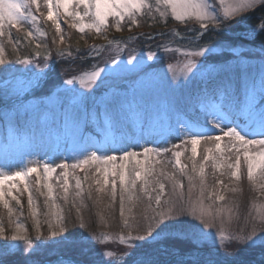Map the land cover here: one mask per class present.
<instances>
[{
    "label": "rangeland",
    "instance_id": "374dc122",
    "mask_svg": "<svg viewBox=\"0 0 264 264\" xmlns=\"http://www.w3.org/2000/svg\"><path fill=\"white\" fill-rule=\"evenodd\" d=\"M39 2L41 8L37 11L33 7V13L39 16L38 14L43 12V15H46L47 9L43 7V0H39ZM150 2L154 3L155 0H150ZM209 2L219 8V0H209ZM78 10L81 13L83 12V8ZM145 12L146 15L138 17L142 27L133 26L129 30L125 26L121 32L109 27L100 35L96 34L95 31L85 29L84 33L79 32L78 37L82 39L83 42L80 45L83 47H72L71 49L61 47L62 43L59 42L52 21H46L43 15H40L42 17H38V23L26 22L24 24L26 25L24 28L33 32L35 41L29 43V40L25 37V41L20 42L18 45V48L21 46L22 50H25L21 54V58L29 56L30 59L39 62L40 68H37L35 63L31 66L13 64L11 65L13 70H20L16 71L15 78H13L12 75L3 71V66H0V104L9 105L0 109V168L10 167L12 170H16L29 161L40 165L47 163L51 167H56L59 164L69 165L67 170L69 180L67 201L63 199V177L60 176L63 169L56 168V171L49 176L47 181L52 185L57 205L56 209L46 207L47 190L43 187L42 167L39 169L41 179L39 192L36 191L35 184L37 173L26 177L23 183L14 180L3 185L5 201L10 206L12 204L13 215L10 218L8 210L0 204V221H2L0 226L6 229V234L9 237L7 241L0 239V246L5 243L14 246L11 254L4 259V264H23L26 258L35 261L36 264H43L53 259L58 253L69 254L68 252L53 250L54 246H51L37 248L29 257V252L32 251L31 248H27L21 241L11 240L10 237L16 230L15 224L17 221L27 229V235L32 241L33 248L37 245H46L50 240L58 238L50 237L47 225L43 224V213L47 211H55L68 217V230L75 234L81 228L82 218L86 225L84 228L89 230L87 236L95 235L99 237V240H92V245L96 249L91 253L92 255L113 251L118 247L127 251V246L120 244L119 237L121 235L127 236L129 232L133 235L138 234V232L142 234V230L147 227L149 222L144 217H151L153 214L152 209L156 208L154 199L149 201L147 194L141 193L139 190L143 181H138L136 189L132 191L133 200H128V194H125L124 216L120 215L118 176L116 177L115 201L111 197L110 183L100 193L96 191L98 185L93 183L94 179L99 178L101 185L103 184V177L100 173L93 175V171L95 172L97 167L102 171L107 169L108 179L111 181L113 178L112 172L118 171L122 163L127 166V171L131 172L132 168L135 167V160L129 162L117 159L107 164L90 162L88 165H84L85 170L79 174L71 168V165L77 164L86 155L94 151L97 155L104 154V150L100 146L105 144L114 145L110 151L106 152L107 155L119 157L125 151L138 153L137 159L142 162L143 166L152 167L154 175L159 178L160 182L164 183L165 197L163 199H167L175 191V195H183L186 204L189 200L195 201L200 197L201 176L198 173L201 162L204 164V202L208 204L211 202L207 199L208 192L215 191L213 185H217L216 181L219 179H224L223 184H227L232 169L227 168L226 165L234 163L236 156L239 155L241 161L240 179L235 181L237 183L236 187L241 190L240 201L232 204L225 202V200L217 202L218 206L231 207L237 213V216L233 217L230 223L224 225L217 221L211 231L218 236V229L222 226L228 232H238L241 229L250 230L251 225L246 224V218L249 215L257 216L264 213V187H261L264 185V179L259 177V170L256 171V178L253 181L247 179L244 150L240 149L237 152L238 144L236 148H233L228 138L225 137L221 141V151L214 150L209 154L214 159L211 158L210 169H208V161L210 162V160L203 161L204 149L206 147L214 149V143L201 141L197 145V155L194 158L191 152L192 145L190 142L185 143V141L190 140L194 132L204 130L205 118H212L208 113L220 110L219 106L223 100L221 95H216V87L231 85L235 90L237 86L243 84L244 77L249 71L251 75L258 77L259 68L261 64H264V51H262L264 48H254L240 44L233 46L237 42H232V40L233 38L252 40L259 33L253 31V29L258 28L261 21L252 27L241 24V29L231 30L229 27L211 29L210 26V30H204L199 27V22L194 19L189 20L187 23L176 21L172 17L170 9L167 10V15L163 18L159 16L155 8L152 9L151 13H148L147 10ZM60 13L63 15L62 10ZM234 17H231L230 20ZM63 18L64 16L62 18L58 16L62 29L61 35L69 40L71 38L64 32L62 27L64 23L61 22V19ZM143 18H145V21ZM76 22L79 23V21ZM84 22H88L87 17ZM109 22L110 24L114 23L111 18H109ZM141 22L150 26L158 24L151 39L147 38L148 35L145 34ZM226 26H228L227 23ZM37 29H39V32ZM7 30H9V26L4 29L6 33H8ZM40 32L45 35L41 36ZM174 32H179V36H175ZM208 32L216 35L204 36ZM130 36H134L135 39L128 40ZM2 39L3 37H0V43L5 46L6 59L11 60L19 53L13 49L12 43L9 47L7 44L8 38L5 42H1ZM108 40H118L121 48H124L122 43L125 45L127 41L130 44V51L129 48L128 50L126 48L125 51L118 52L117 43L114 42L111 46H108ZM36 43H41L44 47L37 49L35 47ZM134 43H137L136 46H140L136 47L139 51L133 48ZM96 46H99V55L94 50ZM163 46L176 51L165 52ZM201 48L205 50L211 48L212 51H205L203 56L192 57L197 67L193 68L192 72L187 73L188 78H185L184 75L180 74L183 63L187 62V58L183 53L199 51ZM61 49L63 54L59 51ZM10 50L16 52L14 56H12ZM37 51L40 52L39 56H35ZM149 51L154 54L152 60L147 59ZM69 52L71 55L68 54ZM130 55H135L138 59L143 60V64L135 67L133 66L136 64L135 61L129 64ZM113 59H115V63L112 62ZM59 61L62 62L59 63ZM169 64L176 68L177 77L175 80H173L172 73L168 71ZM93 65L106 68V71L90 88H84L79 83L74 86L63 83L64 80L71 78L73 75H79L90 70ZM29 68L30 71H25ZM36 72L42 73L39 86L29 87L27 82L35 79L34 73ZM5 78L9 81L7 86L9 89L12 87L22 89L18 96L12 95L11 92H9L7 98L4 96ZM206 84H210V87L206 88ZM65 88H75V93L64 92L63 89ZM198 92H200V95H196ZM21 98L25 99L18 101ZM14 106L19 109V114L12 116ZM6 113L9 114L8 118H6ZM149 121L151 127H149ZM207 131L214 136L222 135L220 128H212L210 125L207 126ZM122 133H127L123 141L120 139ZM251 138L264 139L260 136ZM174 145H180V147L174 148ZM144 148L154 149L160 155L157 156L156 152H152L145 159ZM165 149L169 151H164ZM260 150L259 146H249L248 148L250 155ZM175 151L182 152L180 162L183 160L182 156H187V160L184 159L181 162V165L185 166L184 173L181 172L179 167L173 168L170 172H162L161 168L162 163L165 161V155L168 153L173 154ZM157 161H160V163H157ZM222 163L224 164L223 167L220 166ZM113 164L116 165V168H113ZM194 164L195 171L193 170ZM90 171L96 177L93 180L89 178L90 174L88 172ZM166 176L170 179L165 178ZM189 176L193 178L191 186ZM74 177L81 180V189L75 187L76 179ZM86 177L87 179H85ZM174 182L182 185V187L174 189ZM25 183L33 194V208L40 213L39 239L37 231L33 230L34 221L28 207V193L23 191ZM12 184L17 187L11 188ZM152 187H155V185H152ZM218 188L220 194L224 195L219 185ZM9 190L20 199L22 209L16 205L11 197L7 196ZM78 191L81 192L79 197L76 196ZM149 191H151V188ZM41 192L45 195H41ZM157 192L158 189L156 192H151L152 196L155 197ZM89 194H91V198H89ZM47 203L51 204L52 202L48 201ZM149 203H151L152 208L148 207ZM10 219L11 223H9ZM125 220L128 221L130 227H125ZM100 221L105 222L104 225L102 224L101 233L98 230H93L102 223ZM238 221H242L241 227H237ZM195 222L199 223V221ZM105 235L110 238L104 240ZM100 240H103V243ZM130 243L141 242L131 241ZM234 250L239 251L241 260H245L244 258L251 255L261 260L264 259V249L260 246L247 248L244 245L233 244L228 251L233 252ZM73 254L79 257L77 253L73 252ZM104 259H110V257L104 256Z\"/></svg>",
    "mask_w": 264,
    "mask_h": 264
},
{
    "label": "snow or ice",
    "instance_id": "6c2138e0",
    "mask_svg": "<svg viewBox=\"0 0 264 264\" xmlns=\"http://www.w3.org/2000/svg\"><path fill=\"white\" fill-rule=\"evenodd\" d=\"M257 5H264V0H219V8L215 7L209 0H155L154 3L150 0H43V7L47 9L46 15L43 18L46 21H52L55 26V31L59 37V42L64 43V36L61 35V25L58 19L60 11L62 10L64 17H70L73 23L70 27L77 30L80 33H84L85 29L95 31L96 34L100 35L103 31H106L109 27H113L115 31L121 32L124 27L127 26L129 30L133 26H140V19L147 13L155 11L159 13L161 18L167 15V10H171L172 17L181 23H187L189 20H195L199 22V27L204 30H210L215 28H224L226 23L231 17L242 13L248 9H252ZM33 7L37 11L41 8L39 0H0V37L5 36V27L17 28L18 31H23L25 37L29 40V43L35 41V36L31 30L25 29L24 24L26 22L31 24L38 23V16L32 11ZM71 7V11H70ZM83 8V12L78 9ZM161 9H164L163 11ZM55 10V11H54ZM88 18V22L85 23V18ZM109 18L114 21L110 24ZM76 21H79L77 23ZM68 21L66 20L65 23ZM39 32V29H37ZM255 32L264 33V19L261 20L258 28L253 29ZM41 36L45 35L43 32L39 33ZM175 36H179V32H174ZM151 39V35L147 37ZM135 39L134 36L128 37V40ZM9 42L12 43L13 49L19 53L18 45L20 40H12L11 34L9 33ZM56 42L55 40L53 41ZM117 43V51H125L127 45L124 48L119 47V41L108 40V46L113 43ZM35 47L41 49L44 47L41 43H36ZM97 55L100 54L99 46L94 49ZM165 52L176 51L167 46H163ZM5 46L0 43V66H3V71L15 78L16 71L13 70L11 65H33L40 68L39 62L30 59L29 56H23L16 54L13 59H6ZM63 54V50H59ZM134 51V50H133ZM205 51H212L211 48L205 50L201 48L199 51H188L184 52L183 55L187 58V62L183 63L180 74L187 77V73L192 72L193 68H196L195 60L192 57H199L205 54ZM264 51V49H262ZM71 55V53H68ZM31 55V54H29ZM40 52L37 51L35 56H39ZM154 54L149 51L147 53V59L152 60ZM47 59V57H45ZM133 66L143 64V60L138 59L135 55H130L128 63ZM115 63V59L112 61ZM31 69H25L30 71ZM106 71V68H100L98 65H93L90 70L84 71L79 75H73L71 78L63 81L65 85H75L79 83L84 88H90L96 83L97 79L101 77V74ZM168 71L172 73L173 80L177 77L176 68L169 64ZM34 80H29V87H38L39 82L42 78L41 72L34 73ZM6 88L4 90V96L7 98L9 92L12 95H19L22 89L12 87L9 89L7 86L9 81L5 78ZM179 86V85H177ZM242 88V94H241ZM64 92L75 93V88H65ZM222 100L225 101L219 106L220 110L210 112L212 118H205L204 130L201 132H194L189 141L192 145L191 152L193 158L197 155V145L201 141H207L214 143V149L212 147H206L204 149L205 155L203 161H208L210 153L215 151H221V141L227 137L229 143L232 144L233 148L239 152L243 149L244 163L247 168V179L253 181L255 173L259 170V177L264 179V139H253L251 137H264V64H261L258 77L251 75L250 71L245 75L243 84L237 86L233 90L231 85L226 86L221 93ZM19 109L13 108L12 116L18 115ZM9 114L6 113V118ZM210 125L212 128H220L222 135H212L207 131V126ZM223 125V126H222ZM143 127V125H141ZM149 127L151 122L149 121ZM227 130H224V129ZM127 133L121 134V141L125 138ZM249 146H259L260 151L250 155L248 152ZM104 150V154L97 155L94 151L89 155H86L84 159L80 160L77 164L71 165V168H82L84 165H88L90 162L104 163L114 162L117 159L120 161H133L135 160V167L132 168L131 172L127 171V166L121 164L118 171L112 172V179H108V170L103 171L97 167L96 173H100L103 177V184L99 178L94 179L93 183L98 185L96 188L97 193L103 192L105 188L111 184V197L115 201L117 180L119 178V189H120V215L124 216V202L125 194H128V200H133L131 194L137 187L138 181H143L140 184V192L147 194L148 200L154 199L156 208L152 209L153 214L151 217L145 216L148 220L147 227L142 230V234L133 235L131 232L127 236L121 235L119 237L120 244L127 246V251L120 249L99 253L92 255L91 253L96 251L92 245V240H99V237L85 236L83 233L79 236L75 233L70 232L68 217L62 214H58L55 211H47L43 213L44 220L43 224L47 225L48 235L50 237H58L52 239L46 245H37L32 247V241L27 235V229L17 221L15 224V231L11 235V240L21 241L27 248H31L29 257L32 252L36 251L40 247H51L54 246L53 250H59L61 252L77 253L79 258H73L69 256L67 260L61 258L56 261V264H247L246 261L239 258V251L234 250L229 252L228 249L235 245H244L247 248H253L260 246L264 249V213H260L257 216H251L246 218V224H250V230L241 229L238 232H228L225 227L218 229V236H216L211 229L215 226L216 222L219 221L221 225L230 223L233 217L237 216V213L233 211L231 207L226 205L218 206L217 202L224 201L225 196L220 194L219 188L215 191L208 192L207 199L211 201L205 204L204 196V164L201 162L199 167V175L201 176V194L200 197L186 204L184 202L183 195H175V191L165 197V185L160 182L159 178L154 175V169L152 167H144L142 162L137 159L138 153L125 151L123 155L117 157L113 155H107L106 152L110 151L114 145L109 146L107 144L100 146ZM174 148H179L180 145H174ZM164 151H169L165 149ZM156 152L159 156L160 153L154 149L144 148L143 154L145 159L149 153ZM176 158L175 166L179 167L181 172L184 173V167L181 165L180 157L181 151L173 152ZM214 159V158H213ZM160 163V161H157ZM221 167L224 166L222 163ZM227 168L232 169L230 175L235 180L240 179V168L241 161L240 156L237 155L234 163H228ZM43 168V187L47 190L46 207L49 209H56L55 197L53 195L52 185L49 184V176L56 171V168L63 169L60 172V176L63 177L62 191L64 193L63 199L67 201L69 180H68V168L67 164H59L56 167H51L49 164L44 163L42 165L29 161L25 165H21L16 170L8 168H0V204L8 210L9 217L13 215V208L5 201V193L3 191V185L8 181L19 180L22 183L25 182V178L31 176L33 173H37V179L35 181L36 191L39 192L41 179L39 176V169ZM113 168L116 165L113 164ZM195 171V164L193 165ZM186 174V173H185ZM151 177V179H149ZM75 178V177H74ZM169 178L170 177H165ZM76 179L75 187L81 189V180ZM87 179V177L85 178ZM191 181L192 177H188ZM222 181L217 180L216 184L220 185ZM155 185V187H152ZM15 184L11 185V188H16ZM91 187V186H90ZM182 187L178 183L174 182V189ZM261 187H264L262 185ZM151 188V191L149 189ZM155 197L152 196L151 192H156ZM225 189L228 191L236 192V188L228 189L225 185ZM24 192L28 193V207L30 209V215L34 221L33 230L37 231L38 239L40 238L39 230L41 228V220L39 219L40 213L33 208V194L25 183L23 189ZM41 195L45 193L41 192ZM81 192L78 191L76 196L79 197ZM7 196L11 197L16 202V205L22 209L20 199L13 195L12 191L9 190ZM214 197V199H213ZM91 198V194H89ZM51 201V204L47 202ZM75 207V205H73ZM149 208H152L151 203L148 204ZM159 209V210H157ZM22 214V212H21ZM190 218V219H189ZM195 221H199L196 223ZM11 219L9 223H11ZM2 224V221H0ZM125 227H130L127 220L124 221ZM86 225L81 218L80 227L84 228ZM110 237L104 236V240ZM0 239L7 241L9 237L6 234V229L0 226ZM131 241H137L141 243L132 244ZM217 241H219L217 243ZM103 243V240H100ZM210 245V246H209ZM12 245L7 243L0 246V264H4V259L8 257L12 250ZM104 256L110 257L105 260ZM167 258V259H166ZM23 264H36L35 261L26 258ZM261 264H264V259L261 260Z\"/></svg>",
    "mask_w": 264,
    "mask_h": 264
},
{
    "label": "trees",
    "instance_id": "16d2710c",
    "mask_svg": "<svg viewBox=\"0 0 264 264\" xmlns=\"http://www.w3.org/2000/svg\"><path fill=\"white\" fill-rule=\"evenodd\" d=\"M41 17H39V18H41ZM145 18H143L144 21H145ZM262 19H264V5H258L256 7H254L253 9L248 10V11H246L244 13H241V14L237 15L236 17H234L233 19H231L229 22H227L228 26H225V28L229 27V29H231V30L232 29H241L242 28L241 24H245V25H247L249 27H252V26H256L258 24V22H260ZM66 20L68 21L67 23H65ZM62 22H64V24L62 25V27L64 29V32H66L69 35V38H71V39H69V40L65 39L64 43H62V45L60 44L61 47L64 48V49H69V48L71 49L72 47H76V48L83 47L82 45H80L83 42L82 39L78 38L79 37V32L77 30H75V29L70 27V24H71L70 22H72V19L70 17H64V20ZM143 23L144 22H141V25H143V29L145 31V34L148 35V36L149 35L153 36L154 35V29L156 28V25L158 26V24H153V25L150 26L147 23H146L147 25H145ZM24 26H26V25H24ZM140 27H142V26H140ZM214 35H216V34H210V32H208L204 36L207 37V36H214ZM11 37H12L13 41L19 39L20 42H23L26 39L24 32H15V31H13L11 33ZM7 38L9 39V35L8 36L6 35L5 37H3L2 41L5 42ZM234 41L237 42V43L233 44V46L237 45V44H240V45H243V46H250V47H254V48H264V33H257L252 38V40H249V41L248 40H244V39H240V38H233L232 42H234ZM7 44L9 45V47H11V43L9 42V40L7 41ZM136 44L137 43L133 44V48L134 49H136V47L137 48L140 47V46H136ZM24 51L22 50V47L20 46L19 54H23ZM136 51H139V50L136 49ZM10 53L12 54V56H14L15 55L14 53H16V52L11 51ZM60 62H62V61H59V63ZM206 85H207L206 88L210 87V84H206ZM216 88H217V89H215L216 95H221L222 90L225 88V86L219 85ZM196 95H200V92L196 93ZM221 102L224 103L223 101H221ZM2 104H0V106ZM182 157H183V160L184 159L187 160V158H186L187 156L186 157L182 156ZM209 160H210V162L208 161V166H209L208 169H210L211 158ZM175 161H176V158L173 156L172 153H170V154L168 153L167 155H165V161H164V163H162V168H161L162 170L161 171L162 172L163 171H167V172L172 171L173 168L177 167V166H175ZM185 162H187V161H185ZM188 164H189V159H188ZM91 172L92 171L88 172L90 174L89 178L91 180H93L94 178H96L93 175L99 174V173H96V172L93 171L94 174L92 175ZM228 179H229V181L227 182V184L226 183L223 184L224 179L223 180L219 179L220 181H222V183L220 184L221 186L219 185V187L224 192L225 202L231 203V204L239 202L240 201L239 198H240V196L242 194H241V190L238 189V187H236V185H237L236 181L237 180L235 181V179L233 177H231V176L228 177ZM225 185L227 186L228 189L236 188L237 191L236 192L228 191V190L225 189ZM208 186H209V184H208ZM213 186H214L213 187L214 190H216V188H218V185H213ZM11 206H12V204H11ZM100 222H102V223H100L99 226H96L93 230H96V231L98 230V232L101 233L102 232L101 228L105 224V222H103V221H100ZM236 225H238L237 227H241L242 226V221H238ZM88 232H89V230H87L85 228H82V229L80 228V230L78 232H76V233H77L78 236L81 233H83L85 236H87V235H89ZM58 255H66V256L69 255V256L75 257L77 259L79 258V257H76L75 254H73V253H69V254L58 253L57 255H55V257L58 256ZM244 259H245L244 261H246L247 264H261V259L255 257L254 255H251V256L246 257Z\"/></svg>",
    "mask_w": 264,
    "mask_h": 264
}]
</instances>
